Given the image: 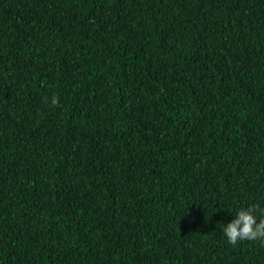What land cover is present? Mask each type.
<instances>
[{"label":"trees","instance_id":"16d2710c","mask_svg":"<svg viewBox=\"0 0 264 264\" xmlns=\"http://www.w3.org/2000/svg\"><path fill=\"white\" fill-rule=\"evenodd\" d=\"M250 206L264 0H0V264H264Z\"/></svg>","mask_w":264,"mask_h":264},{"label":"clouds","instance_id":"9594fccd","mask_svg":"<svg viewBox=\"0 0 264 264\" xmlns=\"http://www.w3.org/2000/svg\"><path fill=\"white\" fill-rule=\"evenodd\" d=\"M51 104H59V97L53 96ZM260 211L264 217V209L259 206L241 208L237 218L224 227L223 233L232 245H237L240 241L264 240V218L257 219L256 212Z\"/></svg>","mask_w":264,"mask_h":264}]
</instances>
